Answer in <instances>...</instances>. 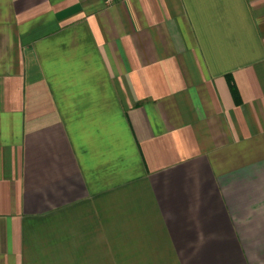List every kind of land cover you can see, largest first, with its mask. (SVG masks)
Wrapping results in <instances>:
<instances>
[{
	"label": "crops",
	"instance_id": "1",
	"mask_svg": "<svg viewBox=\"0 0 264 264\" xmlns=\"http://www.w3.org/2000/svg\"><path fill=\"white\" fill-rule=\"evenodd\" d=\"M0 264H264V0H0Z\"/></svg>",
	"mask_w": 264,
	"mask_h": 264
},
{
	"label": "built area",
	"instance_id": "2",
	"mask_svg": "<svg viewBox=\"0 0 264 264\" xmlns=\"http://www.w3.org/2000/svg\"><path fill=\"white\" fill-rule=\"evenodd\" d=\"M103 2V4H105L106 6H111L113 4H115L116 2H127L129 0H101Z\"/></svg>",
	"mask_w": 264,
	"mask_h": 264
}]
</instances>
